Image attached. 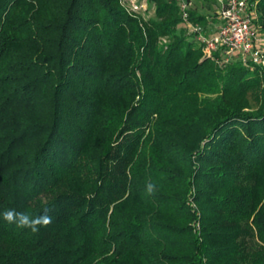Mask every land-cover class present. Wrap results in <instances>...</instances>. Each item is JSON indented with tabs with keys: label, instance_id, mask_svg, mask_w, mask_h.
<instances>
[{
	"label": "trees",
	"instance_id": "trees-1",
	"mask_svg": "<svg viewBox=\"0 0 264 264\" xmlns=\"http://www.w3.org/2000/svg\"><path fill=\"white\" fill-rule=\"evenodd\" d=\"M146 1L0 0V264H264V71Z\"/></svg>",
	"mask_w": 264,
	"mask_h": 264
},
{
	"label": "built area",
	"instance_id": "built-area-1",
	"mask_svg": "<svg viewBox=\"0 0 264 264\" xmlns=\"http://www.w3.org/2000/svg\"><path fill=\"white\" fill-rule=\"evenodd\" d=\"M216 4L215 16L218 23L215 32L208 35L205 27L190 20L189 9L192 0H180L183 20L189 32L203 45L206 57H213L217 50H222L218 61L228 62L239 54L244 64L251 70L260 68L264 71V36L254 21L258 18L256 0H213ZM134 11L140 6L130 0Z\"/></svg>",
	"mask_w": 264,
	"mask_h": 264
},
{
	"label": "clouds",
	"instance_id": "clouds-1",
	"mask_svg": "<svg viewBox=\"0 0 264 264\" xmlns=\"http://www.w3.org/2000/svg\"><path fill=\"white\" fill-rule=\"evenodd\" d=\"M155 191L156 184L149 182L147 184V192L153 194ZM50 211L49 208H44L43 214L34 216L27 212L6 209L3 212V219L9 225H15L18 229H30L32 233H37L41 227H47L53 222V217L49 215Z\"/></svg>",
	"mask_w": 264,
	"mask_h": 264
},
{
	"label": "rangeland",
	"instance_id": "rangeland-1",
	"mask_svg": "<svg viewBox=\"0 0 264 264\" xmlns=\"http://www.w3.org/2000/svg\"><path fill=\"white\" fill-rule=\"evenodd\" d=\"M134 1L140 6V9L138 10V13L145 14L146 16H153L154 9L151 8V7H148V4H147L146 0H134ZM192 6H194V7L196 6L198 8H205V9L206 8L207 9L211 8L210 5H208L206 0H192ZM214 22H216V21H214Z\"/></svg>",
	"mask_w": 264,
	"mask_h": 264
}]
</instances>
